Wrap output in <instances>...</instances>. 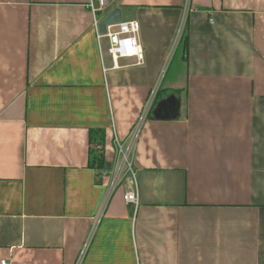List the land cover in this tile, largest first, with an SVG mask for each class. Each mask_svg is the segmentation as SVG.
<instances>
[{
    "label": "crops",
    "instance_id": "crops-1",
    "mask_svg": "<svg viewBox=\"0 0 264 264\" xmlns=\"http://www.w3.org/2000/svg\"><path fill=\"white\" fill-rule=\"evenodd\" d=\"M90 1L0 0V264H264V0L113 1L145 55L118 68ZM156 86L135 213L115 137Z\"/></svg>",
    "mask_w": 264,
    "mask_h": 264
},
{
    "label": "built area",
    "instance_id": "built-area-1",
    "mask_svg": "<svg viewBox=\"0 0 264 264\" xmlns=\"http://www.w3.org/2000/svg\"><path fill=\"white\" fill-rule=\"evenodd\" d=\"M118 0H91L88 8L94 17V29L97 33L101 52L103 53L102 43L105 39L108 40L107 52L110 54L114 68H118V61L122 59H135L138 65L144 63L145 55L143 47L140 43L141 25L137 20L122 21L121 23L107 27V34L102 35L99 31V24L105 16H101L108 8L109 4ZM97 3V5L95 4ZM190 0H187V8H189ZM101 16V17H100ZM186 19L183 21L178 37V42L185 29ZM159 87L156 86L150 93L147 103L144 107L142 116L126 141H121L117 136L115 137V144L117 150V160L112 168L113 175L110 184L109 196L117 190L127 179L130 186L124 195V200L127 204L132 205L135 213L140 206V190L137 180V173L134 167V152L139 140L141 129L152 111L153 105L157 98ZM86 251H83L77 261L81 264ZM2 264H7L3 261Z\"/></svg>",
    "mask_w": 264,
    "mask_h": 264
},
{
    "label": "trees",
    "instance_id": "trees-1",
    "mask_svg": "<svg viewBox=\"0 0 264 264\" xmlns=\"http://www.w3.org/2000/svg\"><path fill=\"white\" fill-rule=\"evenodd\" d=\"M106 135L101 131H91V149H90V163L91 167L97 170L106 171L107 160L102 152L104 147Z\"/></svg>",
    "mask_w": 264,
    "mask_h": 264
},
{
    "label": "water",
    "instance_id": "water-1",
    "mask_svg": "<svg viewBox=\"0 0 264 264\" xmlns=\"http://www.w3.org/2000/svg\"><path fill=\"white\" fill-rule=\"evenodd\" d=\"M123 21L122 11L120 9H115L111 13L107 14L99 24V31L102 35L107 34V27L113 26L121 23ZM165 110L170 111L172 115H169L168 112L166 115H161V119H169L172 116L175 117L177 114V102L174 100L168 101V103L163 104ZM176 114V115H175ZM110 165L107 167L109 168Z\"/></svg>",
    "mask_w": 264,
    "mask_h": 264
},
{
    "label": "rangeland",
    "instance_id": "rangeland-1",
    "mask_svg": "<svg viewBox=\"0 0 264 264\" xmlns=\"http://www.w3.org/2000/svg\"><path fill=\"white\" fill-rule=\"evenodd\" d=\"M126 181L123 183V185H125Z\"/></svg>",
    "mask_w": 264,
    "mask_h": 264
}]
</instances>
